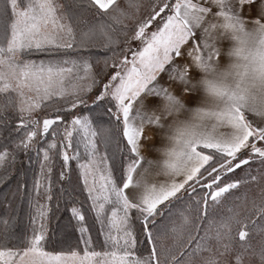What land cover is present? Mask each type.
I'll list each match as a JSON object with an SVG mask.
<instances>
[{
  "label": "snow or ice",
  "instance_id": "obj_1",
  "mask_svg": "<svg viewBox=\"0 0 264 264\" xmlns=\"http://www.w3.org/2000/svg\"><path fill=\"white\" fill-rule=\"evenodd\" d=\"M0 264H264V0H0Z\"/></svg>",
  "mask_w": 264,
  "mask_h": 264
}]
</instances>
